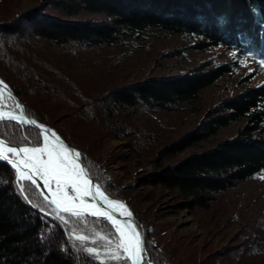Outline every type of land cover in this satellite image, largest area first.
Segmentation results:
<instances>
[{
    "label": "trees",
    "instance_id": "1",
    "mask_svg": "<svg viewBox=\"0 0 264 264\" xmlns=\"http://www.w3.org/2000/svg\"><path fill=\"white\" fill-rule=\"evenodd\" d=\"M2 7L0 2L4 12ZM10 14L9 19H0V78L25 113L54 128L68 145L79 150L103 191L129 207L153 264H187L177 260L173 250L164 251L150 242L160 232L151 217L131 206L133 186H121L84 143L94 150L103 139L124 141L129 156L120 159H138L148 170L140 178L141 186L167 190L194 211L209 209L216 195L264 172V82L217 101L205 110L192 131L159 147L155 135L137 124L144 112H189L204 90L233 74L240 60L251 58L262 67L264 0H42L28 11ZM152 31L188 40L185 47L164 57L184 60L186 49L205 52L222 46L234 60L202 62L182 75L109 86L107 80L96 82L76 70L67 71L55 57L42 51L47 45L90 51L123 49L129 40L142 42ZM2 97L8 106L0 107L15 110L12 100ZM235 123L242 125L232 138L178 158ZM24 136L33 143L19 146L42 145L35 129L0 122V139L6 143H19ZM29 185L30 181H19L15 171L0 160V264H101L93 254L72 248L68 240L81 244L71 233L65 237L72 224L63 225L37 188L31 185L29 190ZM85 220L90 226L112 231L105 221ZM258 230L242 238L245 247H238L240 253L264 247V228ZM41 233L47 237L44 243ZM225 250L192 264H221L230 257ZM103 264L130 263L112 260Z\"/></svg>",
    "mask_w": 264,
    "mask_h": 264
},
{
    "label": "rangeland",
    "instance_id": "2",
    "mask_svg": "<svg viewBox=\"0 0 264 264\" xmlns=\"http://www.w3.org/2000/svg\"><path fill=\"white\" fill-rule=\"evenodd\" d=\"M41 1L0 0L4 10V12L0 11V19H9L12 12L28 11ZM187 42L188 40L179 35L152 31L142 42L129 40L123 49L90 51L74 46L58 49L47 45L42 51L55 57L67 71L76 70L85 78L96 82L107 80L106 84L109 86L139 82L147 77L182 75L202 62L230 63L234 60L233 54L222 46L205 52L186 49L184 60H178V56L164 57L165 53L185 47ZM161 56L162 58H159ZM261 64L262 67L257 60L251 58L240 60L233 74L223 77L215 86L204 90L196 105L190 106L189 112L179 111L168 114L144 112L137 119V124L155 135L158 139L157 147L167 144L192 131L205 110L217 101L246 86H256L264 82L262 59ZM251 73V77L246 79ZM0 104L8 106L1 94ZM241 125L242 123L231 124L197 149L186 150L178 158L186 157L190 153H198L213 147L218 141L232 138ZM84 144L91 156L97 159L121 186H133L131 196L134 199L131 206L134 211L151 217L153 226L160 232L151 238L150 242L154 246L162 247L164 251L173 250L176 259L187 264L195 263L206 258L208 254L223 249H226L230 257L221 264H264L263 246L259 248L260 250H254L253 247L254 251L245 253H240L238 249L239 246L245 247L242 238L246 234L251 235L259 231V228H264V172L251 180L239 183L225 193L216 195L209 209L194 211L167 190L141 186L140 178H144L148 170L138 159H120L122 155L129 156L128 150L123 147L124 141L103 139L94 150L89 149L91 146L89 147L88 143ZM15 174L18 179L19 172ZM38 192L40 193L39 190ZM40 195L44 199V195L41 193ZM85 199L89 202L87 198ZM63 215L68 218L67 214ZM69 223L72 224V237L84 236L86 238L84 241H77L85 249L94 248L100 254L97 256L93 253L96 259L103 262L112 261L105 255L112 253V246H106V241L109 238L113 240L119 238L115 230L116 226L108 223L112 231H106L102 227L90 226L86 220L84 223H78L77 218H72ZM262 234L264 235V232ZM262 243L264 245V240ZM210 264L217 263L211 261Z\"/></svg>",
    "mask_w": 264,
    "mask_h": 264
},
{
    "label": "snow or ice",
    "instance_id": "3",
    "mask_svg": "<svg viewBox=\"0 0 264 264\" xmlns=\"http://www.w3.org/2000/svg\"><path fill=\"white\" fill-rule=\"evenodd\" d=\"M219 20L220 24L223 25V18L221 17ZM0 85L8 87L4 81H0ZM20 107L18 104L17 108ZM6 121L35 125L38 129L41 127L37 125L36 120L24 118L23 115H0V122ZM41 134L43 135V147L19 146V144L33 143L27 136L20 138L19 143L5 144L3 140H0V160L8 162L13 169L19 172V181L27 180L31 182V185L41 188L44 202L51 211L57 213L58 219L63 225H68L71 218H77L78 223H84L86 215L106 217L108 221L115 225L119 238L117 240L109 238L106 241V246H112V253L110 255L105 253L107 258L116 261L131 260L132 264H137V261H140L141 264H147L146 261H143V255L147 253L146 242L142 237L137 238L136 230L140 228V225H136L131 235L121 229L118 220L112 214L101 210L103 202L99 197L103 196V192L96 186L95 177L82 170L80 164L76 163V159L80 158L82 154L71 152L62 144L55 132L43 129ZM35 144H39V139L35 141ZM86 175L88 179L84 178ZM41 180L43 182L42 186L39 184ZM31 185H29V190H31ZM43 189H47L48 193H51V198ZM19 191H24L23 184H20ZM86 197L92 202H87ZM108 204H113V201L109 200ZM43 206L42 204L41 207ZM117 206L122 207V205ZM63 214H67L68 218ZM131 215V213H128V218L125 220L126 224L134 223L130 219ZM48 231H51V229ZM72 231L73 229H69L65 232V237L67 238ZM40 239L44 243L47 237L44 233H41ZM85 239L84 236L74 237V240L78 241H84ZM68 243L75 251H87L89 254L100 255L96 249H85L82 244H76L73 240H68ZM101 264H103V261H101Z\"/></svg>",
    "mask_w": 264,
    "mask_h": 264
},
{
    "label": "water",
    "instance_id": "4",
    "mask_svg": "<svg viewBox=\"0 0 264 264\" xmlns=\"http://www.w3.org/2000/svg\"><path fill=\"white\" fill-rule=\"evenodd\" d=\"M0 81H3L1 78H0ZM6 84V83H5ZM7 85V84H6ZM8 86V85H7ZM0 94L2 96H5V97H8L12 100L13 104H14V109L15 110H9V109H6V108H1L0 107V115H3V116H13V115H17V116H21L23 115L24 118H28V119H34L30 116H28L26 113H25V109L23 107V105L20 103L19 99L13 94V92L10 90L9 86L8 87H5L4 85H0ZM20 105L21 107L20 108H17V105ZM35 120V119H34ZM10 122H14L16 123L15 121H10ZM37 125L41 126L39 129L35 126V125H24V124H20V125H23V126H27V127H31L33 129H35L39 135H40V138H41V142H42V145H43V135L41 134L43 132V129H48L50 130L51 132H55L56 135L60 138V141L62 142V144L67 147L71 152H79L77 149H75L74 147L68 145L65 140L58 134V132L50 127L49 125L45 124V123H41L39 121H37ZM2 140V139H0ZM5 142V141H4ZM5 144H8L5 142ZM80 153V152H79ZM3 161V160H1ZM5 162L7 165H9L11 167V165L6 162V161H3ZM76 163L80 164V167L82 170H84L85 172H87L89 175H91L87 169V167L85 166V164L83 163L82 161V158H77L76 159ZM12 168V167H11ZM13 169V168H12ZM14 171H16V169H13ZM85 179H88V176L86 175L84 177ZM36 186V185H35ZM91 186V185H90ZM96 186L99 187L100 191L103 192V196L99 197V199L103 202V207L101 208L102 211H108L110 214H112L114 216V218H116L119 222V226L124 229L128 235H131L132 234V230L136 228V222H135V219H134V216H133V213L131 212V210L129 209V207L124 203L122 202L121 200H118L116 198H113V197H110L109 195H107L103 189L99 186V184L96 182ZM36 188L40 191V193L42 194L41 192V188H38L36 186ZM106 197V199H105ZM87 198V197H86ZM90 202H92L89 198H87ZM113 201V204H108V201ZM117 205H122V207L120 206H117ZM128 213H131V221H134V223H131V224H126L125 223V220L128 218ZM86 216H90L92 218H95V219H98V220H103L107 223H109L110 225L114 226L110 221L107 220L106 217H93L91 215H86ZM137 238H141L142 237V234H141V231L140 229H137ZM143 238V237H142ZM143 261H146L147 264H153V262L149 259L148 257V254H144L143 255ZM129 263L132 264L131 260H129ZM137 264H141L140 261H137Z\"/></svg>",
    "mask_w": 264,
    "mask_h": 264
},
{
    "label": "bare ground",
    "instance_id": "5",
    "mask_svg": "<svg viewBox=\"0 0 264 264\" xmlns=\"http://www.w3.org/2000/svg\"><path fill=\"white\" fill-rule=\"evenodd\" d=\"M15 172H17V170H16ZM39 184L42 186V184H43L42 180L39 181ZM43 191L49 195V198H51V193H48V190H47V189H43ZM90 203H91V202H90ZM114 226H115V225H114ZM121 229H122V228H121ZM123 230H124V229H123ZM124 231H125V230H124ZM125 232H126V231H125ZM126 233H127V232H126ZM127 234H128V233H127Z\"/></svg>",
    "mask_w": 264,
    "mask_h": 264
}]
</instances>
